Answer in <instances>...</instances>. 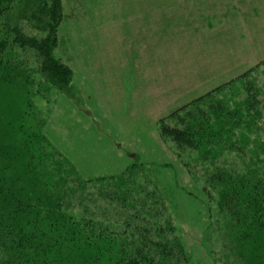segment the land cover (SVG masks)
<instances>
[{
    "label": "rangeland",
    "instance_id": "obj_1",
    "mask_svg": "<svg viewBox=\"0 0 264 264\" xmlns=\"http://www.w3.org/2000/svg\"><path fill=\"white\" fill-rule=\"evenodd\" d=\"M231 1L61 0L54 55L70 66L71 80L57 88L31 56L23 60L11 46L5 50L0 163L6 160L2 151L26 135H40L38 144L48 143L85 178L120 177L132 168L129 181L163 200L159 211L173 226L187 264H220L225 230L216 227L220 200L205 190L210 160L161 135L158 121L207 94V103L224 102L231 116L250 117L252 123L240 121L234 132L239 141L256 136L264 150V0H240L236 12L237 0ZM142 6L144 22H134ZM251 100L252 109L243 104ZM231 156L217 160L230 164Z\"/></svg>",
    "mask_w": 264,
    "mask_h": 264
},
{
    "label": "trees",
    "instance_id": "obj_2",
    "mask_svg": "<svg viewBox=\"0 0 264 264\" xmlns=\"http://www.w3.org/2000/svg\"><path fill=\"white\" fill-rule=\"evenodd\" d=\"M61 20V0H0V67L11 46L21 59L31 56L50 84L67 87L72 69L54 55ZM206 95L159 119V132L210 160L205 190L217 194L223 213L216 227L225 230L220 264H264V150L256 136L239 141L234 132L250 117L231 116L224 102L207 103ZM243 104L253 107L252 100ZM173 117L175 125L167 121ZM39 136L26 135L1 153L0 264L188 263L159 211L163 200L129 181L132 168L120 177L85 178L48 143L38 144ZM229 155L230 164L217 160Z\"/></svg>",
    "mask_w": 264,
    "mask_h": 264
},
{
    "label": "crops",
    "instance_id": "obj_3",
    "mask_svg": "<svg viewBox=\"0 0 264 264\" xmlns=\"http://www.w3.org/2000/svg\"><path fill=\"white\" fill-rule=\"evenodd\" d=\"M225 2H226V4H227V6L228 5H230V2H232L231 0H224ZM240 0H237V6L235 7V5L232 3L231 4V6H234L236 9L234 10V12H236V10L237 9H240L241 10V8H240V2H239ZM144 2V1H143ZM138 3V2H137ZM146 5V4H145ZM146 8H147V19H148V22H147V30H148V32L150 33V31H151V27H150V21H151V18H150V12H149V6H148V3H147V6H146ZM143 13L142 14V16H140V15H138V16H132L133 18H134V22H140V19L142 18V20H143V22H144V18H145V6H142V9H138L135 13ZM131 17V18H132ZM128 21H129V19H128ZM130 22V21H129ZM180 45H182V42H180ZM149 50V49H148ZM123 86V85H122Z\"/></svg>",
    "mask_w": 264,
    "mask_h": 264
}]
</instances>
